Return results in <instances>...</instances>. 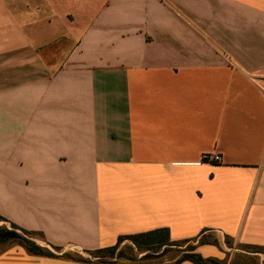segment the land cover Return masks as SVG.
<instances>
[{
	"label": "crops",
	"instance_id": "1",
	"mask_svg": "<svg viewBox=\"0 0 264 264\" xmlns=\"http://www.w3.org/2000/svg\"><path fill=\"white\" fill-rule=\"evenodd\" d=\"M0 215L63 251L264 246V0H0ZM0 264L102 263L0 242Z\"/></svg>",
	"mask_w": 264,
	"mask_h": 264
},
{
	"label": "trees",
	"instance_id": "2",
	"mask_svg": "<svg viewBox=\"0 0 264 264\" xmlns=\"http://www.w3.org/2000/svg\"><path fill=\"white\" fill-rule=\"evenodd\" d=\"M0 220H5V218L0 215ZM206 231L207 230L204 229L196 237L180 240H172L168 228L121 235L114 245L93 250H85L89 253V256H84L79 251H63V248L57 245H51L52 249L48 246H43L36 241V238L45 240L42 232L28 230L15 223H11V228L0 226V242L18 243L34 254L51 257L61 256L84 262L96 261L102 264H121L119 263L120 260L142 261L143 259L166 254L170 250L176 249L178 246L186 245V247L182 249L181 256L171 264H180L184 260H191L197 264H226L225 260L216 257H205L197 251L198 246L203 244L220 245L218 239H211ZM226 238L229 239L231 237L226 235ZM126 239L131 240L133 246H121ZM191 242L196 243L190 244ZM239 247L246 252L238 253V258L232 260L229 264H259L255 261L257 258V254L255 253L264 252L263 245L240 243ZM60 252L62 253L60 254ZM136 253H143V255L138 258ZM241 256L244 258H251L252 260L247 261L245 259H239Z\"/></svg>",
	"mask_w": 264,
	"mask_h": 264
},
{
	"label": "rangeland",
	"instance_id": "3",
	"mask_svg": "<svg viewBox=\"0 0 264 264\" xmlns=\"http://www.w3.org/2000/svg\"><path fill=\"white\" fill-rule=\"evenodd\" d=\"M209 237L211 239L217 238L219 241V246L214 245L217 247L221 253V257L219 259L225 260L226 264H229L232 260H235L238 258V253L240 252H246L244 249L239 247V243L234 238H226V235H224L221 232H209ZM195 244L196 242H191L190 244ZM133 246V243L131 240L126 239L121 246ZM186 245L178 246L176 249H172L166 254L159 255L157 257L153 258H147L143 259L142 261H135L132 262L130 260H120L119 263L121 264H171L173 263L177 258H179L182 254V249L185 248ZM179 248V249H177ZM71 250V251H79L84 256H89V253H87L85 250H72V249H65L64 251ZM257 258L255 259L256 262L259 264H264V252H258ZM137 257L140 258L143 253H136ZM239 259H245L247 261H251V258H244L241 256Z\"/></svg>",
	"mask_w": 264,
	"mask_h": 264
},
{
	"label": "built area",
	"instance_id": "4",
	"mask_svg": "<svg viewBox=\"0 0 264 264\" xmlns=\"http://www.w3.org/2000/svg\"><path fill=\"white\" fill-rule=\"evenodd\" d=\"M204 160L208 162H219L221 160L220 154L217 153H206L204 154Z\"/></svg>",
	"mask_w": 264,
	"mask_h": 264
}]
</instances>
